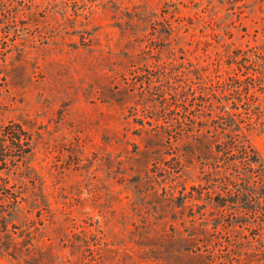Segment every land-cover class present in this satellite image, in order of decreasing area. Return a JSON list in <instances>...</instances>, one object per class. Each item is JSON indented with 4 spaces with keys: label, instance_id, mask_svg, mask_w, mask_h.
Listing matches in <instances>:
<instances>
[{
    "label": "rangeland",
    "instance_id": "obj_1",
    "mask_svg": "<svg viewBox=\"0 0 264 264\" xmlns=\"http://www.w3.org/2000/svg\"><path fill=\"white\" fill-rule=\"evenodd\" d=\"M226 46L264 50V0H0V264H264Z\"/></svg>",
    "mask_w": 264,
    "mask_h": 264
},
{
    "label": "trees",
    "instance_id": "obj_2",
    "mask_svg": "<svg viewBox=\"0 0 264 264\" xmlns=\"http://www.w3.org/2000/svg\"><path fill=\"white\" fill-rule=\"evenodd\" d=\"M253 50L250 53L243 49L226 46L219 55V62H224L231 68V73L228 72L226 79L220 83L222 87L220 94L225 97L222 101L225 108L224 122L221 125L223 131L228 130L233 135L230 134L228 142L213 147L216 154L223 156L222 165L225 170L254 173L255 169L262 170L264 165L263 160L254 152L251 145L247 141L240 142L237 135L248 126L264 130V50L256 48ZM221 65L223 66L219 63V66ZM0 137V159L4 157V144L7 141L11 147L22 151L23 139L16 133L14 135L4 128L0 130ZM241 195L244 194H238V196ZM249 202L250 216L258 217L256 221L260 223L264 222V192L249 196ZM241 208L244 207L241 205Z\"/></svg>",
    "mask_w": 264,
    "mask_h": 264
}]
</instances>
